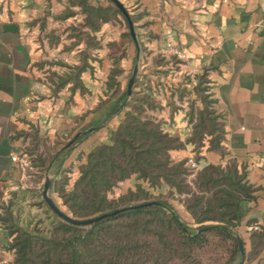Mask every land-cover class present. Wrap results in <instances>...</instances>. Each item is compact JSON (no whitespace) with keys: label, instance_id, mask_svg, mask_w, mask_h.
Here are the masks:
<instances>
[{"label":"crops","instance_id":"obj_1","mask_svg":"<svg viewBox=\"0 0 264 264\" xmlns=\"http://www.w3.org/2000/svg\"><path fill=\"white\" fill-rule=\"evenodd\" d=\"M119 1L135 39L125 36L127 19L110 0H0V213L11 191L43 188L46 176L57 203L53 180L66 174L71 189L87 153L109 140L127 103L146 94L144 115L184 143L170 152L173 161L193 156L197 168L234 164L244 173L253 191L236 201L244 248L238 264H264V0ZM166 43L184 56L166 53ZM135 64L132 92L122 101ZM198 86L222 127L217 149L211 135L199 148L187 141L204 108ZM22 152L36 165L31 176L11 161ZM39 168H46L43 179ZM136 185L160 191L132 176L113 192ZM9 241L0 221V264L13 259Z\"/></svg>","mask_w":264,"mask_h":264},{"label":"trees","instance_id":"obj_2","mask_svg":"<svg viewBox=\"0 0 264 264\" xmlns=\"http://www.w3.org/2000/svg\"><path fill=\"white\" fill-rule=\"evenodd\" d=\"M111 7L122 14L112 2ZM125 36L130 38V32ZM116 73L114 69L108 86L115 83ZM197 89L204 108L197 113L187 141L199 148L204 134L211 135L210 147L217 149L221 124L209 108L211 101L203 93L204 87ZM121 96L124 101L126 89ZM143 104H150L146 94H136L127 103L129 109L109 140L94 146L79 165L71 189L66 187V174L52 182V191L67 212L61 210L71 218L118 211L94 223L76 225L46 205L42 187L17 188L9 193L0 213V221L10 236L8 247L13 259L9 264H201L195 249L210 233L228 243L225 263L238 264L241 255L235 237L236 201L250 196L253 187L234 164L193 169L186 159L173 161L170 152L184 143L164 132L158 121L145 116ZM22 154L30 160L32 169L26 175L31 176L36 173V165L27 153ZM45 169H38L39 179L44 178ZM132 176L153 189L167 184L168 194L191 215L192 224L184 221L168 201L153 199L152 193L140 185L116 198L109 197L116 186ZM126 199L158 204L127 208L139 203L119 204Z\"/></svg>","mask_w":264,"mask_h":264},{"label":"rangeland","instance_id":"obj_3","mask_svg":"<svg viewBox=\"0 0 264 264\" xmlns=\"http://www.w3.org/2000/svg\"><path fill=\"white\" fill-rule=\"evenodd\" d=\"M191 180H192V178H191ZM165 185L168 187V189L166 191H163V189H161L160 186L157 187L158 190H160L158 192L157 191L154 192V191L148 190L150 193H152V198L153 199L166 200L170 204L173 203V201H176L179 204H181L178 201V199H176V198H174V196L172 197L170 194H168L169 186L167 184H165ZM135 187L133 188V190L135 189ZM126 191L127 190H123L119 194H117L115 192H112L109 197L116 198L120 194L125 193ZM54 199L58 203V204L56 203L57 206L60 209H62L63 211L67 212L66 207L62 205L61 199L58 196H55ZM141 201H142L141 199L140 200L134 199V200H131V201L126 199V200H124L122 202H119V204L120 205H126L128 203L134 204V203H139ZM171 206H172V204H171ZM184 210H185V208H184ZM179 215L181 216V218L184 221L192 224L193 219H192V221H189V220L186 219L184 214L182 215V214L179 213ZM228 249H229V246H228V243L226 241H224L218 235L210 233V234L207 235V239L202 244V246H200L199 248L195 249V254H196V258L200 261L201 264H226L225 262H226V259L228 257V253H229Z\"/></svg>","mask_w":264,"mask_h":264},{"label":"water","instance_id":"obj_4","mask_svg":"<svg viewBox=\"0 0 264 264\" xmlns=\"http://www.w3.org/2000/svg\"><path fill=\"white\" fill-rule=\"evenodd\" d=\"M120 11L121 13L126 17L127 19V22H128V25H129V28H130V33L132 35V37L135 39V32L133 30V26H132V22L129 18V15H128V12L126 10V8L124 7V5L122 4V2H120L119 0H110ZM137 69H138V65L135 64L134 67H133V70H132V74L128 80V83H127V88H126V95L127 97L131 94L132 92V86H133V83H134V80H135V77H136V74H137ZM94 127H91L88 129V131H82V132H78L69 142H68V146L72 145L75 141V139L82 135V134H86L87 132H90V131H93ZM50 182H51V179L49 176H46L45 178V181H44V184H43V188H42V198L44 200V202L46 203V205L54 212L56 213L58 216H60L62 219L64 220H67L73 224H76V225H87V224H91V223H94L96 222L97 220H100L101 218L103 217H109V216H112L114 215L118 210H113V211H110V212H105L103 214H100V215H97V216H94V217H90V218H85V219H74V218H71L69 215L65 214L58 206L57 204L54 202V200L51 198V196L49 195V187H50ZM147 204H158V202L156 201H150V202H143V203H139V204H134V205H130V206H127V208H139V207H142L144 205H147ZM235 237L237 239V242H238V245H239V251H240V261L239 263L242 262L243 260V255H244V248H243V243H242V240L241 238L235 234Z\"/></svg>","mask_w":264,"mask_h":264},{"label":"built area","instance_id":"obj_5","mask_svg":"<svg viewBox=\"0 0 264 264\" xmlns=\"http://www.w3.org/2000/svg\"><path fill=\"white\" fill-rule=\"evenodd\" d=\"M164 49H165L164 51L168 54L175 55L180 58L184 56V54L179 49H177L175 46H173L171 43H166ZM10 158H11V161L14 162L19 167L22 174L26 175L27 171L32 169L30 160L25 154L12 153ZM186 160H187V164L191 168L198 169L197 163L195 159L193 158V156L188 157Z\"/></svg>","mask_w":264,"mask_h":264}]
</instances>
